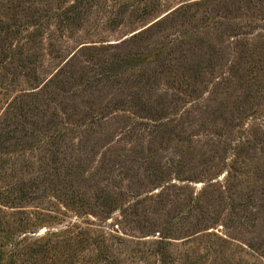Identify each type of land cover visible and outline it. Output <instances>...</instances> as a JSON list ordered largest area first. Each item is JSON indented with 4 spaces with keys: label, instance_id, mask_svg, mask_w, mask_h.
Segmentation results:
<instances>
[{
    "label": "rangeland",
    "instance_id": "374dc122",
    "mask_svg": "<svg viewBox=\"0 0 264 264\" xmlns=\"http://www.w3.org/2000/svg\"><path fill=\"white\" fill-rule=\"evenodd\" d=\"M0 227L4 264H264V0H0Z\"/></svg>",
    "mask_w": 264,
    "mask_h": 264
},
{
    "label": "trees",
    "instance_id": "16d2710c",
    "mask_svg": "<svg viewBox=\"0 0 264 264\" xmlns=\"http://www.w3.org/2000/svg\"><path fill=\"white\" fill-rule=\"evenodd\" d=\"M20 242L21 238H19L18 235H15L12 230L8 228L6 229V227H0V264H4L2 263L4 256L9 257L11 260L9 262H12V257L16 255ZM5 245L9 246L8 251L4 250Z\"/></svg>",
    "mask_w": 264,
    "mask_h": 264
}]
</instances>
